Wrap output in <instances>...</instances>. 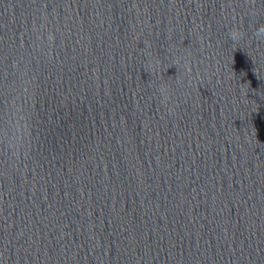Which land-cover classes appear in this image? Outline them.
Returning a JSON list of instances; mask_svg holds the SVG:
<instances>
[{"label": "water", "instance_id": "water-1", "mask_svg": "<svg viewBox=\"0 0 264 264\" xmlns=\"http://www.w3.org/2000/svg\"><path fill=\"white\" fill-rule=\"evenodd\" d=\"M0 264H264V0H0Z\"/></svg>", "mask_w": 264, "mask_h": 264}]
</instances>
